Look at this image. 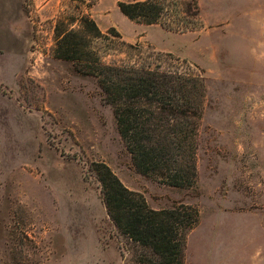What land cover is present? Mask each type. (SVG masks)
<instances>
[{
    "label": "rangeland",
    "instance_id": "obj_1",
    "mask_svg": "<svg viewBox=\"0 0 264 264\" xmlns=\"http://www.w3.org/2000/svg\"><path fill=\"white\" fill-rule=\"evenodd\" d=\"M36 1L0 0V264H127L91 163L151 208H196L186 264H264V0H180L193 30L128 20L117 0L92 15L106 33L171 55L205 85L197 179L176 188L139 172L97 81L54 58L55 20ZM101 45V44H99Z\"/></svg>",
    "mask_w": 264,
    "mask_h": 264
},
{
    "label": "trees",
    "instance_id": "obj_2",
    "mask_svg": "<svg viewBox=\"0 0 264 264\" xmlns=\"http://www.w3.org/2000/svg\"><path fill=\"white\" fill-rule=\"evenodd\" d=\"M70 13L55 20L54 58L71 62L77 73L94 78L113 110L120 136L136 169L160 182L190 188L197 179V132L205 85L182 70L171 55L132 44L112 28L104 33L93 18L98 0H67ZM180 0H117L131 22L193 30L196 5ZM101 44V45H99ZM102 202L127 264H186V239L199 222L196 208L178 204L156 210L126 187L104 163H91Z\"/></svg>",
    "mask_w": 264,
    "mask_h": 264
},
{
    "label": "crops",
    "instance_id": "obj_3",
    "mask_svg": "<svg viewBox=\"0 0 264 264\" xmlns=\"http://www.w3.org/2000/svg\"><path fill=\"white\" fill-rule=\"evenodd\" d=\"M37 6H39L40 14L41 15H47L48 12L51 13V18H56L59 14L58 5H55L54 3H47L45 5L41 4V1H36Z\"/></svg>",
    "mask_w": 264,
    "mask_h": 264
}]
</instances>
